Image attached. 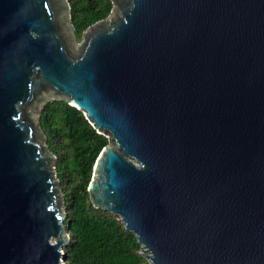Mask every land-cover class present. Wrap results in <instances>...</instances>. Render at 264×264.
<instances>
[{
  "label": "water",
  "instance_id": "1",
  "mask_svg": "<svg viewBox=\"0 0 264 264\" xmlns=\"http://www.w3.org/2000/svg\"><path fill=\"white\" fill-rule=\"evenodd\" d=\"M111 3L77 45L67 0H0V264H65L53 100L108 139L89 199L148 264H264V0Z\"/></svg>",
  "mask_w": 264,
  "mask_h": 264
},
{
  "label": "trees",
  "instance_id": "2",
  "mask_svg": "<svg viewBox=\"0 0 264 264\" xmlns=\"http://www.w3.org/2000/svg\"><path fill=\"white\" fill-rule=\"evenodd\" d=\"M76 40L94 23L107 18L111 0H67ZM39 126L55 160L62 190L65 227L69 236L63 247L65 264H147L136 238L119 218L90 202L87 189L93 167L108 139L98 134L82 112L65 101L47 102Z\"/></svg>",
  "mask_w": 264,
  "mask_h": 264
},
{
  "label": "rangeland",
  "instance_id": "3",
  "mask_svg": "<svg viewBox=\"0 0 264 264\" xmlns=\"http://www.w3.org/2000/svg\"><path fill=\"white\" fill-rule=\"evenodd\" d=\"M75 40H76V38H75ZM81 40V39H80ZM80 40H76V42L78 43L77 45H79V42H80ZM39 116H38V127L41 129V127L39 126ZM41 131V130H40ZM43 135H44V133H43ZM45 137V136H44ZM46 138V137H45ZM48 149V148H47ZM51 167H53V165L51 166ZM58 191H59V194H60V197H61V200H63V193H62V190L59 188L58 189ZM64 201V200H63ZM63 206H64V204H63ZM62 209H63V213L64 214H66V210L62 207ZM147 264H148V262H147Z\"/></svg>",
  "mask_w": 264,
  "mask_h": 264
}]
</instances>
